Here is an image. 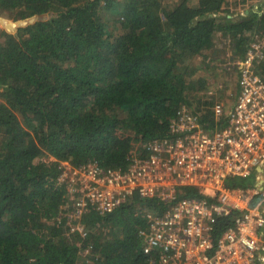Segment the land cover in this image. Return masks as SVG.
Listing matches in <instances>:
<instances>
[{"label": "trees", "instance_id": "16d2710c", "mask_svg": "<svg viewBox=\"0 0 264 264\" xmlns=\"http://www.w3.org/2000/svg\"><path fill=\"white\" fill-rule=\"evenodd\" d=\"M254 1L0 0V264H158L141 230L166 203L135 194L74 215L63 163L125 171L184 104L223 128L209 84L228 49L235 62L264 36Z\"/></svg>", "mask_w": 264, "mask_h": 264}, {"label": "built area", "instance_id": "2783aa9c", "mask_svg": "<svg viewBox=\"0 0 264 264\" xmlns=\"http://www.w3.org/2000/svg\"><path fill=\"white\" fill-rule=\"evenodd\" d=\"M254 37L234 62V105L228 110L223 102L213 105L217 116L227 115L223 128L209 131L202 112L184 104L171 121L173 135L147 142L146 156L134 157L125 171L64 162L60 180L67 182L73 214L89 206L105 214L135 194L157 198L167 207L148 212V226L141 230L144 252L157 257L153 262L264 264V80L258 71L264 37ZM252 176L254 185L226 183ZM187 188H194L195 196L180 197ZM73 229L84 231L82 225Z\"/></svg>", "mask_w": 264, "mask_h": 264}, {"label": "rangeland", "instance_id": "374dc122", "mask_svg": "<svg viewBox=\"0 0 264 264\" xmlns=\"http://www.w3.org/2000/svg\"><path fill=\"white\" fill-rule=\"evenodd\" d=\"M257 1L260 2L262 0H255L254 2H257ZM221 42L224 43L225 41H221ZM224 57L227 59L226 64L228 66L224 69L219 68L217 71L218 73L213 75L212 79L210 77L211 83L209 84V91L210 90L214 91V94L211 95L208 92V97L206 99L207 100L214 99V102L216 101L223 102L225 104V108L230 109L235 103L236 95L238 92L237 90L238 89L237 88L238 87L237 85L238 73L235 67L234 60H231L232 53L230 49H228V54L225 55ZM212 73L214 74L212 70L208 72L209 76H211ZM197 105L198 104L196 103V106ZM248 180H251V179H248Z\"/></svg>", "mask_w": 264, "mask_h": 264}, {"label": "crops", "instance_id": "0c3cea01", "mask_svg": "<svg viewBox=\"0 0 264 264\" xmlns=\"http://www.w3.org/2000/svg\"><path fill=\"white\" fill-rule=\"evenodd\" d=\"M248 8H246V9H242L243 11L245 10V12H247L248 10H247ZM237 13H238V11H237ZM236 13V14H237ZM229 17H231V15H229ZM261 37H264V36H261ZM237 68V67H236ZM237 73H238V69H237Z\"/></svg>", "mask_w": 264, "mask_h": 264}]
</instances>
